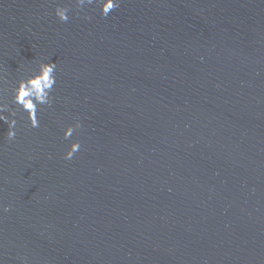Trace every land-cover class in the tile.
Returning a JSON list of instances; mask_svg holds the SVG:
<instances>
[{"label": "water", "instance_id": "95a60500", "mask_svg": "<svg viewBox=\"0 0 264 264\" xmlns=\"http://www.w3.org/2000/svg\"><path fill=\"white\" fill-rule=\"evenodd\" d=\"M50 61L0 121L2 264H264V0H0L3 101Z\"/></svg>", "mask_w": 264, "mask_h": 264}, {"label": "clouds", "instance_id": "9594fccd", "mask_svg": "<svg viewBox=\"0 0 264 264\" xmlns=\"http://www.w3.org/2000/svg\"><path fill=\"white\" fill-rule=\"evenodd\" d=\"M77 7H83L86 3L92 4L93 2L99 4L100 15L107 17L109 13L118 8L121 0H74ZM69 8L64 6H57L55 8V16L61 22L69 20ZM56 64L53 62H40L38 70L34 71L26 78L20 79L13 89L12 103L16 108H11L0 97V121L8 125L6 138L8 141H13L16 138L17 130V109L20 112L27 114L28 126L31 128H38L40 121L38 113L42 110L43 106H51L52 96L56 84ZM7 112L8 115H4ZM81 127L80 122L77 120L74 125H68L63 131L64 139L72 137L74 131ZM81 148L79 141L72 142L67 151L64 153L65 160H71L75 153ZM7 210V209H5ZM2 264V262H0Z\"/></svg>", "mask_w": 264, "mask_h": 264}]
</instances>
